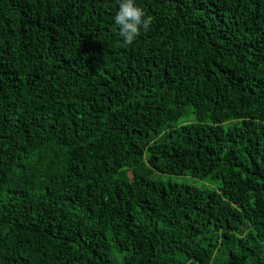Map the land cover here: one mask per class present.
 <instances>
[{"label": "trees", "instance_id": "1", "mask_svg": "<svg viewBox=\"0 0 264 264\" xmlns=\"http://www.w3.org/2000/svg\"><path fill=\"white\" fill-rule=\"evenodd\" d=\"M136 2L0 0V264H264V0Z\"/></svg>", "mask_w": 264, "mask_h": 264}, {"label": "clouds", "instance_id": "2", "mask_svg": "<svg viewBox=\"0 0 264 264\" xmlns=\"http://www.w3.org/2000/svg\"><path fill=\"white\" fill-rule=\"evenodd\" d=\"M113 20L122 38L121 46L132 45L141 31H147L152 23L151 17L137 5L136 0H118V10Z\"/></svg>", "mask_w": 264, "mask_h": 264}, {"label": "rangeland", "instance_id": "3", "mask_svg": "<svg viewBox=\"0 0 264 264\" xmlns=\"http://www.w3.org/2000/svg\"><path fill=\"white\" fill-rule=\"evenodd\" d=\"M162 182L176 185H184L187 187H195L204 192L216 190L217 187L213 183L207 184L205 182L195 180L191 177H162Z\"/></svg>", "mask_w": 264, "mask_h": 264}]
</instances>
